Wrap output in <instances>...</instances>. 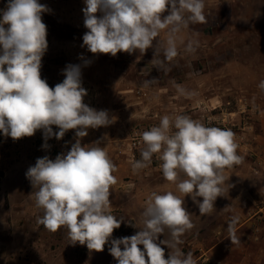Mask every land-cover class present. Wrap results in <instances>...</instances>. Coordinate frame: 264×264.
Returning <instances> with one entry per match:
<instances>
[{"label":"rangeland","instance_id":"rangeland-1","mask_svg":"<svg viewBox=\"0 0 264 264\" xmlns=\"http://www.w3.org/2000/svg\"><path fill=\"white\" fill-rule=\"evenodd\" d=\"M39 2L49 8L42 15L48 41L42 78L54 87L63 81L66 65L81 64L82 86L88 93L84 102L115 117L113 124L89 129L81 140L82 145L99 141L117 165L110 201L112 213L123 217V223L112 238L136 234L144 227L142 213L150 194L171 191L185 200L194 225L180 237L179 247L191 251L197 264H264V92L258 88L264 80V0H205L206 23L192 24L179 34L183 43L178 41L179 54L167 63V71L151 63L152 48L143 55L120 52L112 57L81 47L87 31L84 0ZM6 3L0 0V9ZM166 39L164 30L157 40ZM193 39L198 47L186 53ZM81 55L91 61L88 66ZM151 79L155 81L145 87L144 81ZM181 114L234 131L243 158L225 170L229 179L224 197H218L205 216L176 183L165 180L158 154L147 168L132 170L144 147L141 134L158 126L162 116ZM53 131H58L56 126ZM74 137L75 130H69L61 140L49 139L45 149L40 130L19 140L0 133V264H117L109 245L103 252L90 251L86 245L72 244L65 229L50 232L37 223L43 213L31 194L35 189L26 178L27 169L37 158L55 159L70 150ZM232 216L239 217V243L228 239L227 221ZM160 239H171L167 229Z\"/></svg>","mask_w":264,"mask_h":264},{"label":"clouds","instance_id":"clouds-1","mask_svg":"<svg viewBox=\"0 0 264 264\" xmlns=\"http://www.w3.org/2000/svg\"><path fill=\"white\" fill-rule=\"evenodd\" d=\"M84 5L87 31L81 47L112 57L120 52L143 55L152 48L151 63L159 71H167V63L179 54L177 43H183L179 34L192 24L206 23L205 0H84ZM48 11L39 0H7L0 9V133L19 140L40 130L42 147L47 149L49 139L61 140L75 130L70 150L55 159L37 158L27 169L35 205L43 213L37 223L50 232L65 229L72 244L86 245L90 251L103 252L109 245L117 264H197L191 251L179 247L180 237L194 225L185 200L171 191L150 194L142 213L144 227L136 234L112 238L123 223V217L112 213L110 201L117 165L99 141L82 145L81 140L89 129L113 124L115 117L84 102L88 93L82 86L81 64L66 65L63 81L54 87L42 78V58L48 49L42 15ZM164 30L167 39L161 43L157 38ZM197 47V40H189L184 51L191 54ZM80 59L84 66L91 63L82 55ZM154 81L145 80L144 86ZM258 88L264 92V80ZM235 136L231 129L209 126L188 115H164L158 126L141 134L144 147L132 164L133 173L147 168L158 154L165 180L176 183L201 216L208 215L217 198L224 197L229 179L225 170L242 162ZM238 220L232 216L227 221L232 243L240 242ZM166 229L171 239H160Z\"/></svg>","mask_w":264,"mask_h":264},{"label":"built area","instance_id":"built-area-1","mask_svg":"<svg viewBox=\"0 0 264 264\" xmlns=\"http://www.w3.org/2000/svg\"><path fill=\"white\" fill-rule=\"evenodd\" d=\"M255 172H256V173H258L259 171H258V170H256Z\"/></svg>","mask_w":264,"mask_h":264}]
</instances>
